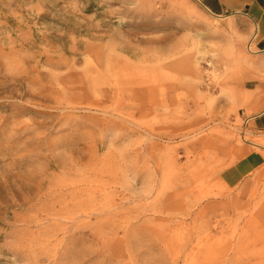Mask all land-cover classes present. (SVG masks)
Here are the masks:
<instances>
[{
    "label": "rangeland",
    "instance_id": "374dc122",
    "mask_svg": "<svg viewBox=\"0 0 264 264\" xmlns=\"http://www.w3.org/2000/svg\"><path fill=\"white\" fill-rule=\"evenodd\" d=\"M251 37L195 0H0V264H264V161L224 177L264 156Z\"/></svg>",
    "mask_w": 264,
    "mask_h": 264
},
{
    "label": "crops",
    "instance_id": "0c3cea01",
    "mask_svg": "<svg viewBox=\"0 0 264 264\" xmlns=\"http://www.w3.org/2000/svg\"><path fill=\"white\" fill-rule=\"evenodd\" d=\"M214 17H237L246 19L252 26L249 41L258 71L249 72L243 80L240 105L249 129L264 137V0H195ZM253 145V144H252ZM256 148L264 147L254 144ZM264 161V156L254 151L237 160L224 175L230 185H236Z\"/></svg>",
    "mask_w": 264,
    "mask_h": 264
},
{
    "label": "bare ground",
    "instance_id": "6f19581e",
    "mask_svg": "<svg viewBox=\"0 0 264 264\" xmlns=\"http://www.w3.org/2000/svg\"><path fill=\"white\" fill-rule=\"evenodd\" d=\"M250 44H251V43H250ZM250 44L248 43V45H247V51H248V53L253 54L254 52H251ZM253 145H254V144H253ZM255 145H256V144H255Z\"/></svg>",
    "mask_w": 264,
    "mask_h": 264
}]
</instances>
